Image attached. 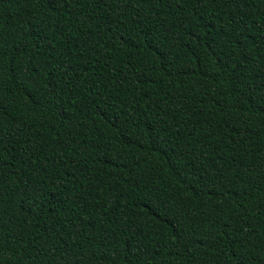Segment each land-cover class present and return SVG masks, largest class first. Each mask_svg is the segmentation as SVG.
<instances>
[{"label": "trees", "instance_id": "1", "mask_svg": "<svg viewBox=\"0 0 264 264\" xmlns=\"http://www.w3.org/2000/svg\"><path fill=\"white\" fill-rule=\"evenodd\" d=\"M0 244L264 264V0H0Z\"/></svg>", "mask_w": 264, "mask_h": 264}, {"label": "snow or ice", "instance_id": "2", "mask_svg": "<svg viewBox=\"0 0 264 264\" xmlns=\"http://www.w3.org/2000/svg\"><path fill=\"white\" fill-rule=\"evenodd\" d=\"M45 2L47 3V5L49 6V7H51L52 5H54V4H56V3H64L65 2V0H45ZM26 69H24V68H21L20 69V72L22 73V72H24ZM30 199V198H29ZM30 207H31V205H29ZM2 248H3V245L2 244H0V250H2Z\"/></svg>", "mask_w": 264, "mask_h": 264}]
</instances>
